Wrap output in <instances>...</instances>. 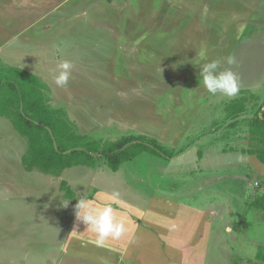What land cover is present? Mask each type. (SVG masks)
<instances>
[{
	"label": "rangeland",
	"instance_id": "rangeland-1",
	"mask_svg": "<svg viewBox=\"0 0 264 264\" xmlns=\"http://www.w3.org/2000/svg\"><path fill=\"white\" fill-rule=\"evenodd\" d=\"M2 1L10 3L6 10L10 13L22 0ZM63 2V15L52 16L53 11L47 15L52 18L45 19L51 31L42 28L44 23H36L27 32L35 36L34 29L42 35L38 38L43 41V54L52 60L43 58L40 66L52 83L62 60L73 63L68 85L56 86L54 94L59 99L54 104L64 106L76 129L95 139L146 134L159 141L157 154L131 159L122 166L121 177L108 167L99 175L109 195L118 193L119 200L123 196L125 202L132 201L134 194L127 191L123 195L117 188L122 179L138 194L134 202L153 190L160 195L157 202H179L203 210L198 218L203 217L204 224L192 215L187 219L184 213L179 221L172 218L168 240L179 250L174 256L180 264H262L256 254L260 247L264 251V212L251 201L263 194L264 180L235 176L245 171L230 164L235 159L231 151L257 146L250 137L238 140L233 133L245 132L247 119L264 113V0ZM51 4L46 1L44 8L52 9ZM36 7L34 13L39 14ZM66 11L73 16L69 18ZM28 14L18 18L13 13L15 25L20 26ZM53 46L60 49L57 59L53 51L49 54L50 49L55 50ZM201 47L207 48L209 60L234 55L238 61L235 66L224 65L238 75L240 91L234 98L247 99L246 111L236 119L227 118L225 112L234 98L207 93L200 69L191 63ZM2 120L14 132L10 122ZM235 120L238 123L231 125ZM103 164L100 159L97 165ZM100 181L96 175L72 187L77 199L92 196L101 187ZM109 204L116 206V201L109 200ZM26 211L19 205L15 212H6L5 220L12 229L10 253L31 257L44 249L46 253L40 255L52 259L55 244L51 241L61 230L38 227V220L28 219L20 236L15 226ZM43 231L46 235L42 236ZM198 231L203 242H189L188 253L181 254L180 241L193 239ZM84 234L96 237L95 233ZM46 236L48 242L43 243ZM123 237L131 238L127 233ZM21 244V248H13ZM159 257L156 254L152 264H160ZM59 264L89 263L63 257Z\"/></svg>",
	"mask_w": 264,
	"mask_h": 264
},
{
	"label": "crops",
	"instance_id": "crops-1",
	"mask_svg": "<svg viewBox=\"0 0 264 264\" xmlns=\"http://www.w3.org/2000/svg\"><path fill=\"white\" fill-rule=\"evenodd\" d=\"M46 1L49 4L52 3L50 5L52 9L47 10L44 8ZM63 1L25 0L24 2L22 0L20 5L15 4V7L12 6L10 10L12 12L8 13L6 10L8 6H11L10 3L0 0V62L4 65L23 69L39 77L50 89L51 104L53 106H62L54 104V100L59 99L54 94L56 85L54 82L52 83L46 70L40 66L43 58L46 61L52 59L47 58L43 54V41L38 38V36H42L41 33L35 32L33 29L35 33V36H33L27 32L34 28L36 23H44L42 28L46 31H51L52 26L50 23L45 22V19L63 15L60 12L64 7V5L60 6L61 3H65ZM35 6L40 12L39 14L34 13ZM53 11L55 14L47 16L51 15L50 13ZM27 12L33 15L34 18L31 19V15L28 14V18L20 26L15 25L14 20H17V18L13 20V13L14 17L16 15L19 18L21 14ZM66 13L70 15L69 18L73 16L69 11H66ZM5 14L6 19H3ZM68 14L67 16L64 14V17H68ZM52 51L54 52L52 56L57 59V49H50V55ZM0 118H5L6 121H9L14 129L13 132L5 120L0 121V207H3L2 210L4 211V214L0 215V264H59L63 257H73L89 264H152V259L156 254L160 255L158 258L161 260L160 264H180L178 257L174 256L179 253V250L173 248L168 240L170 239L169 232H173V228L169 229L173 222L172 218L177 217V221H179V215L184 213L187 219L192 215L196 218V222L204 224L203 217L201 219L198 218V213L202 215L203 210L179 202H175L172 205L170 203L168 205L165 200L164 202H157V197H160V195L153 190H150L146 197H142L141 201L138 199L137 202H134V198H137L138 194L130 188L129 183L122 179L121 182H118L117 188L123 190V195L128 191L132 195L134 194V197L131 202H125L123 196L121 200L118 199V196L114 199V196H110L109 191L106 190L107 184L100 181L99 175L106 173L107 166L105 164L94 167L87 166L89 169L85 165L72 166L76 168H66L59 174L45 173L37 168L30 171L26 170L22 164L21 157L27 150V139L17 132L7 117L0 115ZM232 136L238 140L245 137V141L246 136L248 138L250 134L246 130L245 132H234ZM243 147L246 148V146ZM231 153L235 155L234 163L230 164L232 165L231 167L245 171L243 174H234L235 176L243 179V177L246 178L249 175L264 180V164L256 156L241 151H231ZM122 166L117 171H111L121 177ZM96 175L101 187L92 196L88 197L89 201L96 207H103L109 204V200L116 201V206H113V208L118 216L126 220L127 234L131 238L124 239L123 236L120 239L109 238L103 244H98L97 236H85L84 232H93L87 229L86 224H82L81 221L76 219L75 205L78 202V193L74 192L73 189H75L74 186L76 184L85 183L90 177H95ZM62 181H65L66 186L70 188L73 197L66 196L65 192L60 189ZM249 184L252 185V182H249ZM145 198L147 200H144ZM66 203L68 204L65 206L64 204ZM19 205L27 210L26 213L18 217V226H15L17 229L15 231L20 236L23 233L21 226L28 219L30 221L38 220V227L41 224L42 228H59L61 230V233H57L55 239L52 238L53 240L51 241L55 244L52 247L55 254H50L54 256L52 259L44 260L43 256L40 255L46 253L44 249L32 254L31 257L10 253L8 244L12 242V229L10 224L6 222L5 217L7 211L9 214L12 211L15 212ZM31 207H36L35 211ZM31 213L35 215H31ZM200 231L202 232V228ZM43 234L46 235V232L43 231L42 236ZM47 238L46 236L43 240L42 237V242H48ZM189 242L202 243L203 234L198 231L193 239L180 241L179 248H184L181 254L188 253ZM64 243L68 244L66 253L60 250L61 245ZM198 246L196 245V249ZM21 247L22 244L17 247L13 246L14 249ZM41 247L43 246L39 248ZM152 250H156V253L152 252ZM15 258L19 260V263H17Z\"/></svg>",
	"mask_w": 264,
	"mask_h": 264
},
{
	"label": "trees",
	"instance_id": "trees-1",
	"mask_svg": "<svg viewBox=\"0 0 264 264\" xmlns=\"http://www.w3.org/2000/svg\"><path fill=\"white\" fill-rule=\"evenodd\" d=\"M245 98H234L225 107L226 117L236 119L246 111ZM0 115L7 117L17 132L27 139L21 161L26 170L59 174L78 165L94 167L100 159L112 171L144 153L157 154L159 141L146 134H126L116 139L98 140L81 133L68 118L65 108L51 104L50 89L39 77L23 69L0 62ZM235 120L231 125H236ZM247 132L257 146L240 151L256 155L264 164V113L247 119ZM65 195L73 193L61 182ZM251 205L264 212L263 194ZM257 259L264 264V251L258 248Z\"/></svg>",
	"mask_w": 264,
	"mask_h": 264
},
{
	"label": "clouds",
	"instance_id": "clouds-1",
	"mask_svg": "<svg viewBox=\"0 0 264 264\" xmlns=\"http://www.w3.org/2000/svg\"><path fill=\"white\" fill-rule=\"evenodd\" d=\"M59 51L58 48L57 53ZM191 63L200 69L199 76L207 93L213 96L220 93L229 98H234L239 94L240 85L237 73L231 67H224L225 64L229 66L238 64L234 55L209 60L207 48L201 47ZM72 70L73 63L70 60H62L57 65V71L52 77L54 84L60 88L66 87ZM116 196L118 193L114 195V199ZM75 216L77 221H82L87 225V229L96 234L98 244H103L109 238L120 239L128 231L126 220L117 216L116 210L111 204L96 207L86 195L78 199L75 205ZM228 230L230 231V229ZM60 250L66 253L68 244H62Z\"/></svg>",
	"mask_w": 264,
	"mask_h": 264
}]
</instances>
